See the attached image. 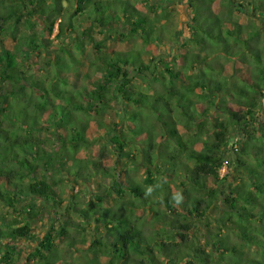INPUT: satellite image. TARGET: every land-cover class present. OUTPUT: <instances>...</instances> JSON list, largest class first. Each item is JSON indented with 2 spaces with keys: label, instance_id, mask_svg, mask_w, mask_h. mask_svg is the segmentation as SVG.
I'll return each mask as SVG.
<instances>
[{
  "label": "trees",
  "instance_id": "16d2710c",
  "mask_svg": "<svg viewBox=\"0 0 264 264\" xmlns=\"http://www.w3.org/2000/svg\"><path fill=\"white\" fill-rule=\"evenodd\" d=\"M145 1L152 13L132 0H0V24L24 20L29 48L44 60L53 48L55 81L51 90L22 83L16 53L0 46V82H16L0 91V264H18L11 241L30 235L47 209L48 230L27 264H264V109L256 108L264 101V22L229 18L235 11L264 20L260 0H185L191 19L177 24L188 28L181 39L175 22L154 11L166 8ZM112 21L128 34L111 33ZM130 37L143 46L110 48ZM170 41L171 58L147 46ZM117 103L121 123L106 116L120 113ZM235 128L240 151L230 147ZM230 150L239 151L233 166ZM225 164L236 172L230 182L221 175ZM94 178L101 180L94 196L74 192L75 183ZM223 181L227 210L212 219ZM197 219L205 220L210 249L197 242ZM66 252L90 258L82 263Z\"/></svg>",
  "mask_w": 264,
  "mask_h": 264
},
{
  "label": "rangeland",
  "instance_id": "374dc122",
  "mask_svg": "<svg viewBox=\"0 0 264 264\" xmlns=\"http://www.w3.org/2000/svg\"><path fill=\"white\" fill-rule=\"evenodd\" d=\"M134 3H136V5L139 8H142L144 11L146 12H151V7L148 5V3L145 0H132ZM153 2H158L161 4L162 7H165V11L159 10V9H154V11L159 12V14L162 15H166L164 16L167 20L170 19L171 21H174L175 24H182L183 22H187L191 19V16L189 14L187 5L185 4V0H152ZM261 10L264 11V0H260L259 1ZM222 8V4L220 3V1H216L214 3V9L216 11H219ZM42 15H39L38 18L42 19ZM44 18V17H43ZM231 20L233 19H238V21L247 24V23H256V24H260V22H264V20H261V18L259 17H250V16H246L245 14H241V13H237L235 11L232 12L231 16L229 17ZM173 19V20H172ZM16 18L15 16L12 18H8L7 20L3 21L1 20V24H0V46H2V44H4L6 47L10 48L14 53H16L17 55V60H18V64L19 66L23 69L24 73H22V75L24 76V78L26 77V79L24 80V78L22 79V83L27 82V84H31L32 82L35 84L36 81H42L45 83V86L51 90V87H53L54 85L52 83H55V81L53 80V76H54V72H53V67L49 65V59L50 58H54L53 57V48H51V50H49L47 52V57L46 60L43 59L44 54H37L36 51H31V49L29 48V42L27 37L30 35V28L27 25L26 22H24V20H20V21H15ZM111 26L109 27V29L111 30V33L113 34H119L120 32L122 33H126L128 34L129 32V27H127L125 24L123 23H118L116 21H112ZM177 28V30H181L182 33L180 34V39L183 36H186L187 38L189 37V32H188V28L184 27V25H177L175 26ZM175 29V28H174ZM172 30V25L169 23V26L166 30H164L166 35H171L170 31ZM179 32V31H178ZM170 33V34H169ZM99 37V34H96V37ZM53 38V35L51 36ZM130 42H126V43H122L120 41H110V48L112 49H124V50H128V49H132L134 47H141L143 46V42L141 40V38H134V37H130ZM174 41H170L168 42L167 45H163L161 47H157L155 44L154 45H147L148 48L151 49H159L161 50V52H166L170 55L169 58L172 57L173 55V50H171V45H174L173 43ZM180 46V44L178 45ZM181 48H183L182 46H180ZM31 52V53H30ZM36 52V53H35ZM34 54V55H32ZM222 60V59H220ZM24 62H29V67H24ZM181 61H178V64H180ZM233 66L238 67V64H228L227 68L228 69H232ZM248 70L247 67L244 68V71ZM21 75V74H20ZM19 76V75H17ZM16 85V82L13 81H2L0 82V91H2V93L4 91L9 92L11 89H14ZM63 86V85H61ZM65 87V86H63ZM19 96L18 101H22L23 104H25V102L23 101V97H24V93L23 91L20 89V91L17 94ZM50 97L56 98L54 92L51 93ZM9 98L14 100H17L16 97H11L9 96ZM32 103V102H31ZM26 103L29 106H27V108L30 111H35V108H38L37 106H34V104L32 103ZM116 108L120 110V113H118L115 110H111V112L108 113L107 118H109L111 121L115 120L117 123H121V119H122V111H123V105L121 103H117ZM234 106V105H233ZM259 110V115L263 113V109H264V101L262 104V101H258V105L256 107ZM69 114V112H66ZM9 114V113H7ZM15 113L13 112L12 115H14ZM59 115H62L61 111L59 112ZM64 112H63V116H64ZM16 117L18 118H28V114L24 113L23 116H21V113L19 111H16L15 114ZM105 117V116H104ZM31 119V117H30ZM239 129L235 128L232 131V135H236V137L233 136V139L230 142V147L232 148V146L235 147V150H238L240 148V143H239ZM113 134L115 135V132H112L111 134H109L108 137L113 136ZM236 146H238V148H236ZM100 145H95L93 152L97 153L98 149H99ZM240 151V149H239ZM237 154H233L232 151H228L227 155H226V161L227 164L231 163L232 166L234 165V159L235 156L238 155ZM135 154L137 155V159H139V162L137 163V165H139L140 163V152H138V150L134 151ZM115 155L111 154L109 160H107V164L108 165H112L114 163L115 160ZM133 161V157L129 156L125 158V163L126 164H130V162ZM227 164H225L222 168H221V175H225L224 177H226L228 179V181H232L234 178V175H236L235 170H232ZM136 165V166H137ZM162 165L167 166V163H162ZM139 167V166H138ZM136 168H134L135 170ZM135 175L136 177L143 181V177H144V173L143 171L140 170V168L135 170ZM179 179L176 180V184L174 187V189L178 190L177 184ZM101 180L94 178V179H87V180H81L78 183H75L74 185V192H80L81 195H84V200H86V195H92L94 196V192H97L99 189V184H100ZM72 184H69L68 186H66V190H70ZM101 188V187H100ZM218 199L214 202V204L211 206L209 212L212 215V219L214 218H218L221 215H223L225 213V211L227 210V207L224 205L223 202V198H224V194L222 193V190H227L226 189V185H225V181L221 182L218 187ZM68 193V195H71V192H66ZM87 195V196H88ZM66 197V196H65ZM83 200V201H84ZM106 202L108 203L107 205H109L110 199L106 198ZM160 211H164L165 207L160 206L159 207ZM53 212L47 210H44L42 212V214L39 216V218L35 219L33 221V229H32V233L30 235H28L26 238H17L15 240H12V244L16 245L18 248V264H27V256L28 253L30 251H32V249H34V247L36 246L38 240L47 232L48 227H49V223L51 220V214ZM169 213V212H168ZM144 215L145 212H143ZM148 216V215H147ZM150 216V215H149ZM148 216V217H149ZM154 224V222H153ZM154 227L157 228L158 226ZM194 231L197 234V242L206 247L207 249H210V246L208 245V241H209V237L207 236L208 234V228L207 225L205 224V220L204 219H197V223L194 227ZM93 232H95L93 230ZM153 232V231H151ZM88 233L85 234V236ZM153 234V233H152ZM154 234H156V232H154ZM80 234H77V237ZM228 234H224V236H227ZM88 237H92L88 234ZM154 241L153 239H149V241L146 242H152ZM86 247V246H85ZM68 248H65V251ZM70 251V250H69ZM68 257H70V259H74L77 261H80L82 263H84L87 259L86 258H90L89 255H87V252H82V253H65ZM105 261H107V259H105ZM183 264V263H182Z\"/></svg>",
  "mask_w": 264,
  "mask_h": 264
},
{
  "label": "built area",
  "instance_id": "2783aa9c",
  "mask_svg": "<svg viewBox=\"0 0 264 264\" xmlns=\"http://www.w3.org/2000/svg\"><path fill=\"white\" fill-rule=\"evenodd\" d=\"M237 147V146H236Z\"/></svg>",
  "mask_w": 264,
  "mask_h": 264
}]
</instances>
